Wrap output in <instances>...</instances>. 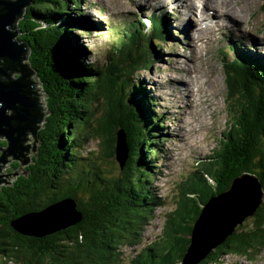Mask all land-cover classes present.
<instances>
[{"label":"trees","instance_id":"1","mask_svg":"<svg viewBox=\"0 0 264 264\" xmlns=\"http://www.w3.org/2000/svg\"><path fill=\"white\" fill-rule=\"evenodd\" d=\"M80 1L29 0L14 22L16 38L25 46L22 64L35 70L41 87L47 85L48 113L43 129L38 130L40 144L31 169L10 185L0 187V260L12 258L21 264H119L122 248L141 242L144 227L154 213L150 203H162L161 197L140 189L150 177L152 166H145L146 177L140 176V170L143 155L155 158L159 154L158 145L164 140L160 137L163 117L155 115L154 101L140 93L134 77L154 61L151 46L139 41L164 38L163 21L149 15L151 27L146 32L140 27L142 21L132 19L119 31L117 44H108L104 62H76V56L81 55L70 41L69 26L74 21L69 12L81 14ZM117 32L113 30V35ZM40 47L46 48L42 57H38ZM239 54L234 60H227L223 53L221 56L229 89L226 131L218 146L201 161V167L190 173L191 181H184L178 193L183 203L177 201V208L166 214L162 236L136 252L128 264L179 263L202 206L242 172L256 174L264 191V65L255 57ZM44 57L54 61L41 68L39 59ZM2 64L5 66V61ZM13 72L19 74L13 68L7 70L9 75ZM99 105L103 111L97 125L90 123L86 132L87 120ZM118 128L124 131L128 147L123 177L100 168L103 158L113 167ZM89 136L99 138V149L92 158L79 155ZM64 143L61 158L54 159L55 151L60 152ZM14 165L19 166V162ZM62 197H72L81 212V219L74 225L41 238L13 230V219ZM248 218L247 224H238L197 264H216L227 253L249 254L264 249V196Z\"/></svg>","mask_w":264,"mask_h":264},{"label":"rangeland","instance_id":"2","mask_svg":"<svg viewBox=\"0 0 264 264\" xmlns=\"http://www.w3.org/2000/svg\"><path fill=\"white\" fill-rule=\"evenodd\" d=\"M184 1H171L167 5L163 4L164 2H161V0H81L80 10L78 11L81 14L69 12L74 21L73 23L69 22V29L72 30L69 33V36H71L70 41L72 48L81 55V57L76 56V62H79V60L85 63L94 60L104 62L105 51L109 50L108 44H117L119 37H121L119 31L132 19H134L132 21H142L143 25L139 23L140 27L147 32L151 27L149 15H156L163 21L165 30L164 38H154L150 41L143 38L139 41L151 46L150 53L154 55V61L152 60L151 65H145L142 70L136 73V76L134 75L135 84L140 86V93L146 99L154 101L153 111L155 115L158 114L157 117L160 119L163 117V120L161 119L162 123L160 122V137L164 140L158 145L160 148L158 156L156 155L155 158L147 156L145 158V155H143L141 158L142 164L140 162V176L146 177L143 174L145 166H152L148 170L150 177H146L147 181H143L140 189L149 191L154 197H161L162 203L158 206L155 203H150L153 204L154 213L144 227L141 242L125 246L119 264H128L129 258L134 253L142 251L144 247L162 236V227L167 219L166 214L177 208V201L183 203L178 193L183 189L184 181H191L190 173L201 167L203 163L201 161L206 160V156L218 146L221 134L226 131V121L230 119V113H228L230 109L228 100H226L229 89L221 54L223 53L227 59H231L238 58L236 53H242L239 55L243 56L245 54L244 56L255 57L264 65V47H255L256 42L264 35V0H249L250 5L243 8L244 13H241V17L236 18V21L224 19L217 26L209 23L206 19L205 15L211 9L204 4L203 0H193L198 9L194 13L195 10L192 9L188 14H183L179 8V3L183 4ZM246 1L234 0L235 4L232 7L238 10L240 9L238 4ZM189 3L193 4L190 0ZM204 17L205 19L202 20ZM147 20H149V24H147ZM187 21L189 27L185 24ZM86 22L89 23V26H85ZM203 26L207 30L205 36L196 32L197 28ZM174 27L175 29H173ZM113 30H118L117 36L113 35ZM60 34H62L61 31ZM195 35H198V39ZM239 36L241 42L236 40ZM45 49L40 47L42 52L38 54V57H42L46 53ZM39 61L43 63L41 68H45L44 64L48 65V62L52 63L54 60L50 61L44 57ZM183 66L184 68L187 67L188 70L184 69ZM176 68H183L187 73L194 70L193 75H195V78L193 82H190L192 87L190 93L193 99L196 100V102L193 100V105L184 106L182 103L185 102L184 97L175 96L172 92L169 93V89L175 87L173 84L177 83L174 81L173 76L182 78L183 81L186 76L185 73H176ZM54 69H57V67ZM197 75L199 76L197 77ZM165 76L169 78L162 81ZM218 78H220V81ZM213 79L217 83V87H213ZM46 87L47 85H44V88H40L42 99H44L42 100L43 107H46L45 104H47L48 98V88ZM195 89H199V91L194 92ZM102 111V106L99 105L96 112L87 120L88 124L85 127L82 125L86 132L90 129V123L92 126L97 125L95 124L96 119L100 117ZM40 129H43V126ZM117 130L115 131V139ZM44 137L45 135H43L42 145L45 144ZM0 143L2 149L7 145L6 139L1 136ZM98 143L99 138L89 136V140L80 147L79 155L92 158L96 153L95 151L99 149ZM39 144L40 138L35 146L36 156ZM41 146H39V152ZM64 148L65 143L64 146L60 147V152L55 151L54 159L60 157V154L64 152ZM51 150L46 151V153L48 154ZM34 157V154L31 153L29 155L31 162L22 166L23 171L26 172L25 175L31 169L30 165ZM112 159L113 167H109L107 158H103L100 168L110 169L111 173L123 177L121 170L124 167L118 172L120 164L116 160L115 152ZM146 160L149 165L144 164ZM96 161L99 163V156ZM198 161L199 164H197ZM14 162L16 160L9 159L3 164L0 163V165L2 164L0 175L12 173L13 170L17 169L18 165H14ZM20 174L10 176L8 182L12 183ZM111 182L114 183V181ZM121 182L115 181V183ZM3 185L7 184L1 181L0 187ZM247 222H249L248 217L243 223H240V226H244ZM13 230L15 231L14 228ZM242 234L245 233L242 232ZM253 245V249H255L256 242ZM133 247L134 250H132ZM0 264L21 263L13 261L12 258H2ZM216 264H264V249L257 253L251 251L249 254H242L238 251L227 253Z\"/></svg>","mask_w":264,"mask_h":264},{"label":"water","instance_id":"3","mask_svg":"<svg viewBox=\"0 0 264 264\" xmlns=\"http://www.w3.org/2000/svg\"><path fill=\"white\" fill-rule=\"evenodd\" d=\"M28 3L29 0H0V136L7 141L6 147L0 148V163L9 159L19 162L12 173L0 175V182L7 185L11 184L8 182L10 176L25 175L22 166L31 162V153L36 156L38 130L48 113L42 106L41 81L35 70L22 64L25 46L16 38L17 30L13 29L16 18L21 16ZM10 68L18 70L19 74L9 75L7 70ZM114 152L121 170L128 156L122 128L117 130ZM263 194L258 176L242 172L232 178L227 189L209 197L192 224L189 245L181 264H197L223 243L238 224L254 213ZM80 219L81 212L75 200L62 197L42 209L23 213L10 225L22 235L41 238L72 226Z\"/></svg>","mask_w":264,"mask_h":264},{"label":"bare ground","instance_id":"4","mask_svg":"<svg viewBox=\"0 0 264 264\" xmlns=\"http://www.w3.org/2000/svg\"><path fill=\"white\" fill-rule=\"evenodd\" d=\"M171 1H178V0H161V2H164L163 4H167L170 3ZM191 2H193V4L189 3V0H185L183 4L179 3V8L181 10V12L183 14H188L190 11L195 10L193 11L196 12V10L198 9L197 8V4L193 1V0H190ZM203 2H205L204 4L207 5L211 10H209L205 17L206 19L208 20L209 23L213 24L214 26H217V25H220L224 19H229L230 21H236V18H239L241 17V13H244L243 12V8L250 5L249 4V0H247L246 2H242L240 4H238V8L240 9H236V8H233L232 5L234 6L235 2L234 0H203ZM176 3V2H175ZM177 4V3H176ZM172 6V5H171ZM173 7V6H172ZM154 10V9H153ZM163 10V9H162ZM135 12V11H134ZM177 13V12H176ZM236 14H240V15H236ZM167 15V14H166ZM173 15V14H172ZM181 15V14H180ZM202 18V20L205 19ZM85 20V19H84ZM128 20V19H127ZM134 20V19H133ZM159 20V19H158ZM82 22V21H81ZM185 22V21H184ZM101 23V22H100ZM232 23V22H231ZM186 26L189 27L188 25V21L187 23H185ZM85 26H89V23L86 22ZM185 26V27H186ZM187 27V28H188ZM220 27V26H219ZM185 28V29H187ZM215 28V27H214ZM243 28V27H242ZM175 29V27L173 28ZM108 30V29H107ZM184 30V29H183ZM185 31V30H184ZM196 32H199L200 34H203L204 36L207 34V30L206 28L203 26V27H200V28H197V31ZM213 33V32H212ZM194 34V33H193ZM196 38L198 39V35H195ZM194 36V38H195ZM241 36V35H240ZM240 36L238 38H236V40H239L240 41ZM192 37V36H191ZM190 37V38H191ZM216 37V36H215ZM229 39V38H228ZM225 42V41H224ZM241 42V41H240ZM257 45H255V47H264V35L260 37L259 41L256 42ZM191 45V44H190ZM195 49V48H194ZM253 51V50H252ZM264 53V51H263ZM261 55V54H260ZM237 56V55H236ZM227 59V57H226ZM236 59V57L234 58H231V59H227V60H234ZM260 59V58H259ZM177 60V59H176ZM175 60V62H177ZM263 60V59H262ZM95 61V60H94ZM223 62V60H221ZM184 68V66H183ZM176 68V73L180 74V73H185V78H184V81L182 78H179V77H175L173 76V78H175L174 81H176L177 83L176 84H173L175 85V87H172L169 89V93L172 92L173 95L175 96H180V97H184V101L185 102H182L184 106L186 105H193L192 102H193V97L191 96V85H190V82L194 80L195 78V75H193V71L194 70H191L190 72L191 73H187L184 71V69H187L188 68ZM199 75H197L198 77ZM169 77H164L162 79V81L168 79ZM179 79V80H178ZM218 80L220 81V78H218ZM169 84V83H168ZM196 85V84H195ZM193 86V84H192ZM41 87V85H40ZM198 87V86H197ZM213 87H217V83L214 82V79H213ZM193 90V89H192ZM196 91H199V89H195L194 92ZM193 93V91H192ZM199 96V94H198ZM197 97V96H196ZM196 102V100H194ZM50 110V109H49ZM183 111H185L184 109H182ZM51 111V110H50ZM218 136V135H217ZM177 163V162H176ZM245 174H251V172H245ZM259 206V205H258ZM257 206V207H258ZM132 250H134V247L132 248ZM135 254V253H134Z\"/></svg>","mask_w":264,"mask_h":264},{"label":"clouds","instance_id":"5","mask_svg":"<svg viewBox=\"0 0 264 264\" xmlns=\"http://www.w3.org/2000/svg\"><path fill=\"white\" fill-rule=\"evenodd\" d=\"M147 24H149V20H147ZM147 24H146V25H147ZM220 52H221V51H220ZM221 53H222V52H221ZM221 56H222V54H221ZM221 60H223V59H221ZM0 145H2V144H0ZM148 165H149V163H148ZM246 218H247V217H246ZM126 246H129V245H126ZM124 247H125V246H124ZM124 247H123V248H124ZM123 248H122V254H121L122 256H123ZM122 256H121V257H122ZM133 256H134V255H132V257H133ZM121 257H120V259H121ZM132 257H130L129 259H131ZM182 257H183V256H182ZM181 260H182V259H181ZM178 264H181V261H180Z\"/></svg>","mask_w":264,"mask_h":264},{"label":"flooded vegetation","instance_id":"6","mask_svg":"<svg viewBox=\"0 0 264 264\" xmlns=\"http://www.w3.org/2000/svg\"><path fill=\"white\" fill-rule=\"evenodd\" d=\"M57 125H58V123H57Z\"/></svg>","mask_w":264,"mask_h":264}]
</instances>
